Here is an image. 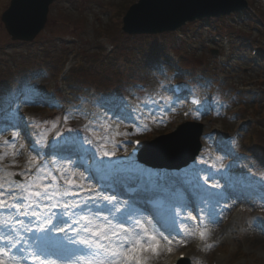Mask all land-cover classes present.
Wrapping results in <instances>:
<instances>
[{"label":"rangeland","instance_id":"1","mask_svg":"<svg viewBox=\"0 0 264 264\" xmlns=\"http://www.w3.org/2000/svg\"><path fill=\"white\" fill-rule=\"evenodd\" d=\"M248 1L249 10L182 22L176 31L169 33L121 35L120 14L112 13V9L117 7L121 11L120 6L127 4L125 0H55L49 5L43 29L32 42L12 41L0 20V143L11 140L13 132L19 133L8 129L7 116L13 121L22 112H30L33 136H37L38 144L51 143L56 149L51 155L53 166H42L57 174L53 187L63 192L68 188L65 179L72 176L83 188L81 191L73 186L71 191L78 194L63 197L69 203L81 205L75 209L74 221L83 224L82 217H91L93 213L107 216L105 209L110 205L103 200L107 194L95 190L94 178L154 181L161 185L172 180L170 169L146 168L128 155L127 148L131 137H138L143 145L149 144L155 137L167 135L183 120L180 118L183 99L171 98L167 85L177 77L184 82L187 92L198 90L204 98L203 106L188 118L202 125V149L193 163L177 171L187 180L189 188L179 193L186 209L178 208L182 217L176 227L185 234L188 231L191 241L194 218L201 216L206 224V236L201 245L191 242L183 249L189 251L190 264H201L203 260L194 259L193 248L202 250L207 246L210 251L203 264H211L217 252L222 253L223 264H264V46L260 43L264 31V0ZM8 4L9 0H0V15ZM224 40L227 47L222 45ZM253 48L258 49L256 55H251ZM168 56L178 59L179 63L170 64ZM170 71L173 75L167 77ZM182 71L187 73L182 75ZM252 87L256 91H250ZM42 89L55 92V102L69 104V110L48 111L44 105L34 102L38 100L35 95H40L35 91ZM25 96L27 103L22 102ZM126 100L132 109L142 108V101L158 102L151 109L155 122L151 118L134 117L139 122L136 124L114 116L113 111H119ZM106 109L113 111L106 113ZM214 123L221 124L220 131H214ZM5 126L7 131L2 130ZM57 132L62 135L57 136ZM68 137L93 140V145L84 144L79 148L89 160L95 161L92 166L77 167L58 159L56 153ZM217 137L220 148L214 144ZM14 145V148L0 146V156H3L0 167L5 169L0 171V177L27 180L36 170L29 171L26 166L30 156L26 158L25 141L20 133ZM164 149L152 145L146 158L157 159ZM103 151L114 155L104 157ZM234 154L244 162L251 159L257 162L256 171L236 180L233 174L236 167L229 161V156ZM177 159L162 160V163H179ZM61 164L73 171L65 170L61 176L57 171ZM22 172L28 175L6 176ZM206 177H209L207 182ZM240 181L245 182V189L239 188ZM213 183L220 187L212 188ZM117 199L122 202L120 205L124 204ZM210 213H220L218 224L209 222ZM139 215L142 214L136 217L141 218ZM140 222L149 231V222L146 219ZM80 224L73 225L79 229ZM214 226L219 227L218 232L211 237L210 229ZM142 256L153 264L166 258L151 251Z\"/></svg>","mask_w":264,"mask_h":264},{"label":"snow or ice","instance_id":"2","mask_svg":"<svg viewBox=\"0 0 264 264\" xmlns=\"http://www.w3.org/2000/svg\"><path fill=\"white\" fill-rule=\"evenodd\" d=\"M163 99V98H162ZM23 103L29 102L25 96ZM170 102V101H169ZM193 104L199 105V100H193ZM142 108L129 110L127 103L121 106L119 111H113L114 116H119L124 119L121 113H127L130 117L151 118L155 122V114L151 111L153 104L158 106V102L153 101L152 104L142 101ZM198 110V109H197ZM187 115V113H185ZM68 117L64 120L67 122ZM107 123V116H105ZM7 131V127L2 129ZM95 130V129H93ZM72 132V129H68ZM19 133L13 132L11 140H4L0 146L8 145L15 147L14 141ZM57 136L62 134L57 132ZM84 144L93 145L91 139H77L76 137H68L63 146L58 150L56 155L61 161H68L75 165L73 156L78 155V150ZM24 145H20L23 148ZM61 153H65L62 155ZM18 154V153H14ZM114 153L103 151L104 157H109ZM39 153H37V157ZM3 156H0V160ZM35 157L33 158V161ZM51 163V161H50ZM65 165L61 164V169L57 170L61 176H64ZM31 171V169H29ZM27 176V173H7L6 176ZM209 177L205 178L207 182ZM57 183V175L51 170H45L43 167H38L34 176L27 180H13L0 177V264H23L25 259H31L32 264H147L142 253L151 251L158 254V248L161 245V240L167 244L172 243V232L168 235L159 233L158 229L149 232L140 219L136 217L135 211L128 208L127 202L124 203L123 210L120 207L122 203L115 195H107L103 200L107 205L105 210L108 215L100 217L98 213H93L91 217L83 216L84 223L80 224L79 220L73 221L80 224L79 229H72L76 233L75 236L67 235V230L64 225H69L71 217L69 209L72 210V215H75V209L80 208L78 203H69L63 200L64 196L74 195L71 191L72 187L83 188L76 184L72 176H68L64 183L68 188L63 192L59 187H53ZM212 188H219L220 185L213 183ZM91 191V189H89ZM208 196H215L218 193H207ZM93 199V197H89ZM264 202V198H262ZM87 201L85 202V207ZM95 207V205H94ZM181 210L186 209L185 204L180 205ZM43 209V210H41ZM59 209V211H53ZM203 212V208L198 209ZM45 211L47 214L45 215ZM181 211L176 212L179 217ZM18 216L27 218L29 224H34L35 227L24 229L30 234L31 241L28 247H21L20 240L16 234L19 229L15 224L23 225L24 221L17 219ZM220 213L208 214L207 219L210 223H219ZM9 218L14 223H9ZM187 219V217L185 218ZM99 221V222H96ZM115 221V223L113 222ZM83 232L85 235L81 236ZM60 234H65L61 238ZM205 233L201 232L203 238ZM27 244L28 242L25 241ZM15 250V251H14ZM169 251L171 249L169 248Z\"/></svg>","mask_w":264,"mask_h":264},{"label":"water","instance_id":"3","mask_svg":"<svg viewBox=\"0 0 264 264\" xmlns=\"http://www.w3.org/2000/svg\"><path fill=\"white\" fill-rule=\"evenodd\" d=\"M52 1L11 0L9 7L1 16L11 39H33L44 27L48 6ZM246 5L245 0H140L129 9L124 29L131 33L162 32L173 29L186 20L225 15L239 11ZM201 128L202 125L199 123H185L176 131L149 143L151 145L146 144L142 152L145 161L149 160L146 155L151 146L159 145L165 149L157 159L149 161L153 166L173 165L165 162L174 158L182 159L174 167L188 164L201 148L199 141ZM162 160L165 162L162 163Z\"/></svg>","mask_w":264,"mask_h":264},{"label":"bare ground","instance_id":"4","mask_svg":"<svg viewBox=\"0 0 264 264\" xmlns=\"http://www.w3.org/2000/svg\"><path fill=\"white\" fill-rule=\"evenodd\" d=\"M204 137H205V135L203 136V138ZM176 186H174L175 189L177 188ZM120 206H121V209L124 208L123 205H120ZM139 217H141L139 219L143 220L146 216L145 215H139ZM147 225L149 227L148 228L149 231L152 232L154 230V227H152V225H149L148 223H147ZM218 228L219 227L214 226V229H213V227L210 229V236L211 237H214L216 235L215 233L218 232ZM186 234H188V231L186 232ZM186 244H188V245L191 244V241H190L189 237H187V243ZM209 246H213V245H209ZM157 251H158V254H156V255H159V257H161L162 255H166L167 254V250L164 247H159ZM198 251H200L201 253H199ZM209 251H210V249L208 248V246L206 248L204 247L202 250L201 249H197V247H194L193 250H192V256L194 257V259L203 258V260L205 261V258H206L205 256H207L209 254ZM165 257H167V256H165ZM203 260H201V264H203V262H204Z\"/></svg>","mask_w":264,"mask_h":264},{"label":"trees","instance_id":"5","mask_svg":"<svg viewBox=\"0 0 264 264\" xmlns=\"http://www.w3.org/2000/svg\"><path fill=\"white\" fill-rule=\"evenodd\" d=\"M125 1H127V2H129V3H131L132 1L131 0H125ZM125 7H123V9H124Z\"/></svg>","mask_w":264,"mask_h":264}]
</instances>
